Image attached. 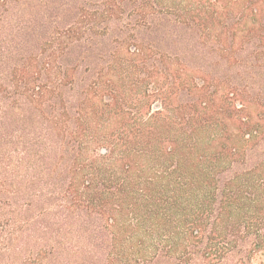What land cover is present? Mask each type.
<instances>
[{
  "label": "trees",
  "instance_id": "obj_1",
  "mask_svg": "<svg viewBox=\"0 0 264 264\" xmlns=\"http://www.w3.org/2000/svg\"><path fill=\"white\" fill-rule=\"evenodd\" d=\"M218 1L0 0V264H264Z\"/></svg>",
  "mask_w": 264,
  "mask_h": 264
},
{
  "label": "rangeland",
  "instance_id": "obj_2",
  "mask_svg": "<svg viewBox=\"0 0 264 264\" xmlns=\"http://www.w3.org/2000/svg\"><path fill=\"white\" fill-rule=\"evenodd\" d=\"M217 4L219 6L217 8H220L222 12L220 20L224 24L226 23V25L223 24L219 27L222 32L225 31L226 33L220 44L228 46L229 43H232L234 47L227 48L230 53L229 56L220 57L215 56L217 53H212L214 56L208 62H203V69L209 70L216 77H220L226 82L227 87L243 90L245 93L242 95L243 98L237 97L238 106L243 109L241 115L251 113L254 116L253 119L257 120V113H261V116L264 117V0H239L236 4L229 3L227 0H219ZM255 4L261 7L256 15H254L255 10L252 8L253 5L255 7ZM227 24H233V27L238 24V29L228 30ZM119 30H115L114 34L121 33V29ZM183 30L179 28V35L174 36L176 38L172 42L173 45L180 43L184 46L186 43L183 41H187L185 37L195 35L189 31L183 32ZM190 31L193 33L194 29H190ZM233 34H236V40L234 39L236 36ZM160 35V32L157 31L150 34L147 40L156 44L160 40ZM171 35L173 36V33ZM164 42L165 45L171 43V41ZM234 42L235 44H233ZM206 55H208L206 56L207 59L212 56L211 54ZM241 99L245 101V107L241 104ZM254 149L250 152L254 153ZM102 150L105 151V148ZM256 150L258 154L264 150V139L260 140Z\"/></svg>",
  "mask_w": 264,
  "mask_h": 264
}]
</instances>
